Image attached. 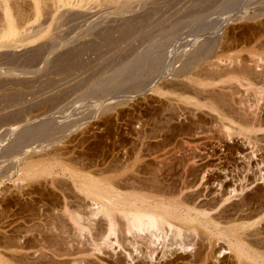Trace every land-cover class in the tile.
Returning <instances> with one entry per match:
<instances>
[{
    "label": "rangeland",
    "instance_id": "374dc122",
    "mask_svg": "<svg viewBox=\"0 0 264 264\" xmlns=\"http://www.w3.org/2000/svg\"><path fill=\"white\" fill-rule=\"evenodd\" d=\"M263 46L264 0H0V257L264 264ZM157 184L213 203L237 189L224 206L245 197L256 254L202 226L186 251L164 258L160 245L152 260L146 240H123L119 212L109 244L91 212ZM70 213L90 223L89 244ZM58 241L87 251L60 257Z\"/></svg>",
    "mask_w": 264,
    "mask_h": 264
},
{
    "label": "bare ground",
    "instance_id": "6f19581e",
    "mask_svg": "<svg viewBox=\"0 0 264 264\" xmlns=\"http://www.w3.org/2000/svg\"><path fill=\"white\" fill-rule=\"evenodd\" d=\"M125 30H127V29L125 28ZM123 32H122V35H123ZM66 57H68V56H66ZM66 57H65V59H66ZM237 59H239V58H237ZM166 169L172 170L171 168L170 169L166 168ZM164 173H166V172H164ZM204 179H205V177H204ZM162 186H163V184L161 185V187ZM188 187H190V186H188ZM137 188H139V187L125 186V190H128V193H126V191H125V195H123L121 197H120L121 194L117 193V195L119 194L118 195L119 197L117 199L115 196L112 195L113 197L112 196H111L112 198L110 197V206H105V205L103 206L102 205L103 207L98 208L96 210L94 209L93 212H91L92 216H97L98 214L103 213V215L106 217L107 223H108V229H107V235H105V239H107L109 244L111 243L110 242L111 235L113 236L116 234V227L118 224V221H117L118 215H116V213L119 212V214H120L119 216L122 220L121 231L124 235L123 240H125L126 242H129L130 238L132 237L135 245L140 244L139 243L140 240H143V241L146 240L148 243L147 244L148 245V248H147L148 252L147 253L149 254V256L151 257L152 260L155 259V254L157 253L160 245H162L161 246L162 247L161 252L163 253L162 256L164 258L170 252H172L170 250L174 246H176V250H178V251L179 250L186 251L189 248V246L191 245L190 244L191 242H189V241L190 240L192 241L193 236H197V237L199 236L200 231H201L200 229L202 226L204 227L205 232H207V231L212 232L213 230H215V231H218L221 234L226 235V236L227 235H231L232 237L235 236L236 239L238 240L237 245L239 246L241 253L249 255L248 253H250L252 251V252H255V254H256V251H253V249H249L250 247L245 246L246 245V243H245L246 237L243 236V235H245V229L247 228L245 226H248L249 224H251L248 222V219H250L251 217H255L253 215L251 216V213L247 212L249 204L245 200V197L241 201H239L237 203H233L234 205L231 204L229 206L225 205L226 207L224 206V203L228 202V200H230L234 196L233 194L237 192V189H233L234 187L232 188L233 190L230 189L229 192H227L229 195L225 193L226 195H228V197L225 196L224 198L219 200V198H220V196H219L218 197L219 201L216 203H213L214 201H212V202L201 201L200 202L199 199H200V196L204 195L203 193H201L202 195H199V193H198L199 191L198 192L196 191L198 194L194 193V191H193V193H191V192L187 193V192H185L184 188L183 189H174V188L173 189H166L167 187L166 188H158V184H157V186L154 185V186L150 187V189H147L146 193H143V191H142V193L137 192ZM109 189H111V188H109ZM111 191L114 192L113 190H110V194H111ZM115 192H114V195H116ZM230 195H231V197H229ZM207 199H208V197H207ZM115 206H117V208H115ZM221 206L224 208H222ZM220 208H222V209L219 210ZM250 209H251V207H250ZM250 209H248V210L250 211ZM214 210H217V213L211 214L212 211H214ZM39 213H41V212H39ZM39 213H34V214H36V216H38L36 218H39V220H45V216L46 217L50 216V218H51V215H48V216L44 215V214L40 215ZM46 214H48V213H46ZM68 215H69L68 219L73 222V225L75 223V225L77 224V226H78V227L76 226L74 228V231L77 233V235L79 233L81 237L85 236L87 239V240L85 239L86 243L89 242L90 236H91L89 234L90 223H87V220L86 221L82 220L83 217L79 216L78 214L70 213ZM36 218H35V220H37ZM53 218H55V220H57V222L60 221L63 223V221H65V220L62 221L63 217L62 216L60 217V215H57V217L54 216ZM64 219H66V218H64ZM33 220H34V218H33ZM46 220H47V218H46ZM246 220H247V223L245 222ZM250 220H252V218ZM241 221H243V222L240 223ZM65 222L63 224L64 226L62 225L63 230L60 231L59 235H61V232L63 231L62 234L66 233V235H67V233H68L71 235V236L69 235V237H73L71 234V230H69L70 228L65 225ZM55 223H56V221H55ZM252 223L254 225V222H252ZM255 223H257V222H255ZM52 225H54L53 221H52ZM249 226H251V225H249ZM54 227H55V225H54ZM56 227L58 230V226H56ZM71 227H73V226H71ZM51 229H53V226ZM206 229H207V231H206ZM54 230H53V232H54ZM57 233H58V231H57ZM55 236H56V233H55ZM74 236H75V234H74ZM49 237H52V236H49ZM72 239H71V241L73 242ZM49 241H50V239H49ZM43 242H44V240H43ZM82 242L85 243L84 241H82ZM44 244H45V242H44ZM87 244H89V243H87ZM56 245H59V248L54 246L57 248L56 251H58V253L57 252H55V253H57V255L60 257H61V255H63V256L68 255L70 257L71 256L73 257V256H76L78 253H82V252L84 253L85 251H87V249H85V248H81L79 250H73L71 247L72 246L71 243H70L71 246L69 245L70 247H68V249H63V247H60V246H62L61 242H59ZM54 247L52 245V249ZM176 250H174V251L176 252ZM126 251L128 252L127 256L132 257V253L129 252L128 250H126ZM136 251L138 252L139 249H136ZM162 253H160V254H162ZM239 253L240 252H238V257H241ZM148 254H147V256H148ZM174 254L175 253L172 252V255H174ZM257 254H261L262 256H264V252L257 253ZM72 257H71V259H72ZM177 257H179V256H177ZM20 259H21V257H20ZM20 259H18V260H20ZM78 259H80V258H77V257L74 258L73 257L72 260L68 259L69 261L67 262V260H66V262L68 264H80ZM161 259H163V258H161ZM83 260H85V259H83V257H82V261ZM133 260H134V258H133ZM84 262H85V264H90L88 262V260H85ZM57 263L60 264V262H57ZM0 264H10V263L7 260L0 257ZM61 264H62V262H61Z\"/></svg>",
    "mask_w": 264,
    "mask_h": 264
}]
</instances>
